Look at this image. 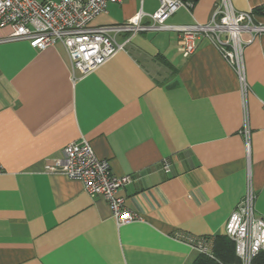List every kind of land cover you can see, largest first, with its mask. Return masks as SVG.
<instances>
[{
	"label": "crops",
	"instance_id": "crops-1",
	"mask_svg": "<svg viewBox=\"0 0 264 264\" xmlns=\"http://www.w3.org/2000/svg\"><path fill=\"white\" fill-rule=\"evenodd\" d=\"M217 1L196 0L166 24H206ZM230 2L264 25L255 12L264 0ZM158 6L108 3L92 25H122L139 12L149 24ZM9 33L0 28V264H192L198 253L182 238L224 235L248 176L264 219V33L243 50L248 153L237 77L206 38L184 58L176 32L117 34L123 49L73 79L60 43L37 50L5 40ZM81 138L113 175L130 177L118 195L138 221L117 226L104 199L44 173Z\"/></svg>",
	"mask_w": 264,
	"mask_h": 264
},
{
	"label": "built area",
	"instance_id": "built-area-1",
	"mask_svg": "<svg viewBox=\"0 0 264 264\" xmlns=\"http://www.w3.org/2000/svg\"><path fill=\"white\" fill-rule=\"evenodd\" d=\"M122 1L0 0V28L10 29L5 40H26L33 49L43 50L60 43L66 50L73 79L76 78L75 73L83 77L93 72L123 49L125 42L115 41L117 34L176 32L179 35L177 51L184 58L194 51V41L198 37L206 38L237 77L243 113L241 135L248 153L249 87L245 80L243 50L257 35L264 33V25L254 21L255 14L236 11L230 0H218L208 23L170 26L166 21L179 9L190 11L196 0H159L157 10L146 15L149 24L141 23L144 15L139 12L133 21L122 25H92V21L105 12L108 3ZM260 12L264 15V5ZM262 108L264 110V101ZM162 170L169 172L166 161L162 162ZM44 173L79 181L88 196L104 199L117 226L139 220L118 195V191L130 182V177L113 175L108 161L97 158L84 138L65 145L58 157L44 165ZM254 201L255 192L248 176L244 196L231 212L224 228V235L234 244L235 255L241 264H250L258 253H264V219L255 213ZM182 239L196 253L213 258L212 244L208 239Z\"/></svg>",
	"mask_w": 264,
	"mask_h": 264
},
{
	"label": "trees",
	"instance_id": "trees-1",
	"mask_svg": "<svg viewBox=\"0 0 264 264\" xmlns=\"http://www.w3.org/2000/svg\"><path fill=\"white\" fill-rule=\"evenodd\" d=\"M211 244L213 258L198 254L192 264H241L235 255L234 244L225 235L212 238ZM250 264H264V253H258Z\"/></svg>",
	"mask_w": 264,
	"mask_h": 264
},
{
	"label": "rangeland",
	"instance_id": "rangeland-1",
	"mask_svg": "<svg viewBox=\"0 0 264 264\" xmlns=\"http://www.w3.org/2000/svg\"><path fill=\"white\" fill-rule=\"evenodd\" d=\"M52 1H55V0H52Z\"/></svg>",
	"mask_w": 264,
	"mask_h": 264
}]
</instances>
